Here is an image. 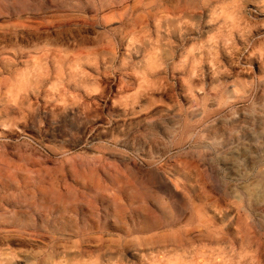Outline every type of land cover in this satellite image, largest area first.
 I'll list each match as a JSON object with an SVG mask.
<instances>
[{
  "label": "rangeland",
  "instance_id": "obj_1",
  "mask_svg": "<svg viewBox=\"0 0 264 264\" xmlns=\"http://www.w3.org/2000/svg\"><path fill=\"white\" fill-rule=\"evenodd\" d=\"M0 264H264V0H0Z\"/></svg>",
  "mask_w": 264,
  "mask_h": 264
},
{
  "label": "bare ground",
  "instance_id": "obj_2",
  "mask_svg": "<svg viewBox=\"0 0 264 264\" xmlns=\"http://www.w3.org/2000/svg\"><path fill=\"white\" fill-rule=\"evenodd\" d=\"M240 25H241V24H240ZM24 26H25V25H24ZM24 26H23V27H24ZM238 27H240V26H238ZM19 29H20V28H19ZM23 29H24V28H23ZM233 41H234V40H233ZM226 42H227V41H226ZM50 45H51V44H50ZM39 46H40V45H39ZM14 47H15V46H14ZM16 47H17V46H16ZM226 47H227V46H226ZM8 48H10V47H8Z\"/></svg>",
  "mask_w": 264,
  "mask_h": 264
}]
</instances>
